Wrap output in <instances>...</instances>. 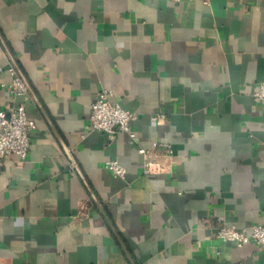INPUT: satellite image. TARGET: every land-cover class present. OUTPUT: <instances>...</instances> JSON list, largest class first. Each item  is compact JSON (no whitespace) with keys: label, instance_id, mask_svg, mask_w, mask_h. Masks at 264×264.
Here are the masks:
<instances>
[{"label":"crops","instance_id":"1","mask_svg":"<svg viewBox=\"0 0 264 264\" xmlns=\"http://www.w3.org/2000/svg\"><path fill=\"white\" fill-rule=\"evenodd\" d=\"M13 62L36 129L0 167V264H264L216 238L264 223V0H0V109ZM103 90L136 141L91 130Z\"/></svg>","mask_w":264,"mask_h":264},{"label":"built area","instance_id":"2","mask_svg":"<svg viewBox=\"0 0 264 264\" xmlns=\"http://www.w3.org/2000/svg\"><path fill=\"white\" fill-rule=\"evenodd\" d=\"M173 3L181 2H201L205 6H210L212 0H169ZM12 75V82L4 88L11 98V101L0 109V167L4 161L15 157L19 161H25L30 153L31 134L36 129L35 122L27 113V102L17 101L19 97L30 99V89L28 83L19 69L13 62L9 69ZM113 93L110 90H103L91 105L90 125L91 130L107 134L110 139H114L119 133H127L134 141L137 140V133L132 130V122L137 120V115L122 108L112 102ZM256 103L263 107L264 111V81L257 85L253 92ZM165 116L156 114L152 117L155 124H162ZM164 148L165 156L173 155L174 151L170 145L155 143L154 148ZM139 152L145 157L143 172L150 174L158 163L151 159V154L146 149ZM107 169L118 178H125L126 169L118 160H111L106 165ZM216 238L223 242L235 243L238 247H243L250 242H254L259 248L264 249V223L253 225L249 229H238L235 226H222Z\"/></svg>","mask_w":264,"mask_h":264},{"label":"water","instance_id":"3","mask_svg":"<svg viewBox=\"0 0 264 264\" xmlns=\"http://www.w3.org/2000/svg\"><path fill=\"white\" fill-rule=\"evenodd\" d=\"M70 156H71V159H72L73 163H76L75 160H74V158L72 157V155H70Z\"/></svg>","mask_w":264,"mask_h":264}]
</instances>
